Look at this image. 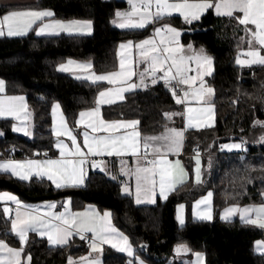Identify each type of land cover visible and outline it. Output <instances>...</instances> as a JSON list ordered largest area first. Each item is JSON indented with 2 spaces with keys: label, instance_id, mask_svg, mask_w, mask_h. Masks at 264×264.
I'll use <instances>...</instances> for the list:
<instances>
[{
  "label": "trees",
  "instance_id": "16d2710c",
  "mask_svg": "<svg viewBox=\"0 0 264 264\" xmlns=\"http://www.w3.org/2000/svg\"><path fill=\"white\" fill-rule=\"evenodd\" d=\"M128 8L119 0H37L30 5L0 4V18L18 9H50L59 20H90L94 32L90 36H37L32 30L21 37H0V79L5 81L8 95H23L33 116V136L15 133L13 119H0V158L57 156L52 133L51 108L59 103L71 127L78 132L81 111L96 105L98 92L105 87L78 81L58 70L68 59L89 61L98 73L118 68V48L122 42L143 40L150 36L153 25L144 29H121L113 23L115 13ZM172 26L182 29V43L203 48L213 58L214 71L207 83L214 89L215 124L203 130L187 131L184 160L193 172L195 149H201L202 183L191 179L179 186L165 200L152 206H139L133 194L122 191L123 179H112L105 173L90 170L85 186L56 189L39 179L21 181L0 172V192H11L21 201L34 204L45 200L70 198L74 209L95 205L109 210L114 224L125 233L146 264H190L194 253L204 254L206 264H264V254L255 252L257 240H264V230L241 223L238 219L222 221L220 211L234 203L259 204L264 199V65L241 67L236 59L243 49L245 36L235 19L217 16L213 9L199 20L187 24L181 17H171ZM161 23H164L162 21ZM159 27V25H155ZM163 83L129 94L125 101L103 108L107 120H138L144 134L160 133L167 127L183 128L184 117L166 112L182 111ZM240 143L239 152L222 151V145ZM39 153V155H36ZM114 162V161H113ZM115 165L112 168L115 170ZM208 191L213 192L215 217L210 221L194 220L191 205ZM188 208L184 225L178 223L177 206ZM0 239L19 247V238L11 231L0 207ZM185 243L192 250L177 255L175 247ZM31 264H67L89 256L90 247L75 236L68 245L51 246L45 238L29 234L24 245ZM130 260L113 249L103 250V264H129Z\"/></svg>",
  "mask_w": 264,
  "mask_h": 264
},
{
  "label": "snow or ice",
  "instance_id": "6c2138e0",
  "mask_svg": "<svg viewBox=\"0 0 264 264\" xmlns=\"http://www.w3.org/2000/svg\"><path fill=\"white\" fill-rule=\"evenodd\" d=\"M129 9L117 11L113 20L114 24L122 29H144L153 25L156 37L145 38L138 42L128 40L119 45L120 49L126 51L121 54L119 71H111L106 74L91 72V62H77L69 59L65 64L59 65L58 70L72 72L77 79L91 81L93 84L106 81L113 87L104 88L98 93L96 99L97 107L87 111H81L80 120L77 123L84 124L88 117L87 128L93 132L111 133L109 135L94 136L87 131L83 132L82 144L77 142V136L69 129L66 118L60 111V105L54 103L52 114L54 123L59 117V126L54 127V135L67 136L72 147L62 141L56 142L59 149V157L51 158L44 153L43 159H6L0 161V172L11 173L21 181H29L33 176L37 178L46 177L57 189L67 186H78L84 183L86 164L90 163L92 168L106 170V161L91 159L89 157L117 156L131 154L135 157V167L130 168L126 161H121L119 174L134 175L135 200L136 203L144 201L154 202L159 190L161 198L166 199L170 191H174L177 185H183L188 177V172L182 167L179 159L170 161L168 154L178 155L183 147L185 131L188 127L197 128L205 123L211 126L214 104L211 97L214 89L206 86L204 77L212 73V57L203 48L193 49L191 44L183 45L180 42L182 29L173 27L169 21L174 13H178L187 24L197 21L201 16L213 9L217 16H226L238 21L243 25L245 36L239 37L240 41H247L248 48L242 54L250 59L242 60L237 57V64H260L264 65V0H127ZM242 14V15H240ZM54 13L51 10H12L0 18V36H23L30 30H35L36 35L52 34L59 32H83L91 31L90 20H46ZM164 21V23H161ZM155 25H159L156 27ZM249 25L254 28L248 27ZM35 26V28H34ZM133 49H136L133 52ZM187 49V51H185ZM133 56H136L137 64L146 65L143 70L135 73L133 71ZM195 67H192V65ZM127 65V66H126ZM195 72V75H189ZM158 73L160 75H158ZM133 75L137 76L138 83L132 81ZM155 85L158 81L164 82L177 105H183L182 111L166 112L164 115L168 120L173 116H182L186 124L184 128L167 127L158 136H145L143 138V149L141 152V133L136 130L138 120H104L100 115L99 105L114 103L116 99H123V93L139 87H147L145 83L148 78ZM5 81L0 79V94L5 93ZM31 116L28 105L23 96H0V117H12L20 121L19 126L12 125V130L30 135L28 126L25 124ZM255 124L264 126V121H255ZM132 129L131 132H122V129ZM0 135H3L0 132ZM264 140V136L261 137ZM222 148H237L240 144L222 145ZM86 149V151H85ZM149 150L152 159H148ZM36 155H39L37 153ZM195 182L202 183L199 152L195 155ZM112 179L117 175L111 174ZM122 191L131 194L127 184ZM264 196V193H261ZM212 197L213 192L208 191L206 196L201 197L194 204V216L200 220H212ZM0 201H11L16 205L15 218L11 220V231L19 238L20 247L10 246L4 239H0V253H6V257L0 255V264H22L31 262V255L24 253L23 245L28 240L29 232L46 236L50 245L64 246L69 243L73 235L85 239V233H91L90 244L92 252L101 253L102 244H110L128 256H134V249L129 238L112 224L111 214L104 212L103 215L90 209L87 212L72 213L67 205L64 212L53 213L55 203H47L46 211L39 206L23 204L17 196L0 192ZM71 201H68L70 204ZM201 205L205 207L201 208ZM184 205L178 206L177 219L184 224ZM4 213H9V208H4ZM239 214L242 222L264 229V203L251 204L241 207L234 203L224 208L221 219L228 220L233 215ZM256 250L264 252V240L256 241ZM192 250L185 243H178L175 247L176 254L182 255ZM196 264H203L204 254L194 253ZM67 264H101L99 257H79L78 261L71 256ZM132 264V261L129 262ZM139 264H143L140 261Z\"/></svg>",
  "mask_w": 264,
  "mask_h": 264
},
{
  "label": "crops",
  "instance_id": "0c3cea01",
  "mask_svg": "<svg viewBox=\"0 0 264 264\" xmlns=\"http://www.w3.org/2000/svg\"><path fill=\"white\" fill-rule=\"evenodd\" d=\"M119 1H124V2H126L127 5H128V8H127V9H129L130 6H129L127 0H119ZM36 2H37V0H0V4H2V5H30V4H34V3H36ZM127 9H125V10H127ZM26 10H36V9H18V11H26ZM43 10H50V9H43ZM125 10H122V12L125 11ZM51 11H52V10H51ZM52 12H53V11H52ZM53 13H54V12H53ZM240 15H242V14H240ZM176 16H177V15H176ZM179 17H181V16H179ZM1 18H2V17H1ZM55 19H57V18H55V14H54V16L51 17V18H46V20H55ZM115 19H117V18L115 17ZM182 20H183V19H182ZM116 26H117V25H116ZM34 28H35V26H34ZM119 28H120V27H119ZM121 29H122V28H121ZM31 31H32V30H30L26 35H28ZM34 31H35V30H34ZM93 32H94V27H93V23H92V24H91V31H90V32H88V31H83V32H72V33H67V32H63V31H61V32H59L58 34H56V33H52V34H43V35H39V36H57V35H60V34H62V33H63V34H67V35H71V36H90V35L93 34ZM35 33H36V32H35ZM26 35H23V36H26ZM4 36H8L7 33H6V31H5V34H4L3 36H0V37H4ZM9 37H21V36H9ZM181 37H182V35H181ZM154 38L156 39V37H154ZM179 39H180V41H181V43H182L181 38H179ZM133 42H134V41H133ZM137 42H138V41H137ZM122 43H124V42H122ZM182 44H183V43H182ZM183 45L186 46V45H188V44H183ZM191 45H192V44H191ZM192 46H193V49H195V50H199V49H200V48L195 47L194 45H192ZM122 51H123V50H121L120 47H119V48H118V52H117V54H118V68H117L115 71H119V62H120V58H121ZM135 51H136V49H133V52H135ZM185 51H187V49H185ZM123 54L126 55V54H127L126 51H123ZM136 59H137V57H136V56H133V65H132V67H133V71H134L135 73H138L139 71L143 70V68H144L146 65H144V64H137V63H136ZM68 60H69V59H68ZM68 60H67V61H68ZM71 60H74V59H71ZM67 61H65V62L62 63V64H65ZM74 61H77V62H89V61H79V60H74ZM91 64H92V69L90 70L91 72H94V73H96V74H106V73H98V72H96L95 69H94V66H93V63H92V62H91ZM60 65H61V64H60ZM126 66H127V65H126ZM192 67H195V65L193 64ZM58 68H59V66H58ZM61 72L71 75L74 79H76V80H78V81H87V82L92 83L91 81H88V80L77 79V78H76V75H80V73L73 74L72 72H64V71H61ZM158 75H160V74L158 73ZM189 75H195V72H190ZM208 77H209V76H205V77H204V80H205L206 86H209L208 83H207V78H208ZM150 79H151V78L149 77V78L146 80V82H145V83L147 84V87H139V88H136V89H132V90H129V91H125V92L122 94L123 97H124L123 99H116L115 102H114V103H111V104H101V105H99V108H100V115H101V117H102L104 120H107V119H105V118L103 117V108H104V107H108V106H111V105H115V104H118V103H122V102L125 101L126 97H127L129 94H132V93H134V92H137V91H139V90H143V89H146V88L152 86L153 84L150 83ZM132 81L138 83V79H137V76H136V75H133V77H132ZM158 83H163V84H164V82H163L162 80L158 81L156 84H158ZM96 84H102V85H105L104 88L113 87V85H108L106 81L97 82ZM104 88H102L101 90H103ZM98 93H99V92H98ZM5 94L8 95V94L6 93V91H5ZM9 96H12V95H9ZM14 96H22V95H14ZM97 97H98V94H97V96H96V99H97ZM213 99H214V95L211 97V103H212V104H213ZM25 102L27 103L26 98H25ZM58 104H59V103H58ZM27 105H28V104H27ZM59 105H60V104H59ZM182 106H183V105H182ZM95 107H97V104H96L93 108H95ZM183 107H184V106H183ZM28 111L31 113V111L29 110V107H28ZM60 111L63 113V116L66 118V122H67V125H68L69 129L72 131V133H73L74 135L77 136V142H78V143H81V144H82V141H83V135H82V134H83L84 131H87V132L89 133V135H94V136H102V135H109V134H111V133H105V132H93L91 128H87V120H88V117H85V123H84V124L77 123V128H76V129H78V132H77V131H75V129H74L73 127H71V125L69 124V121L67 120V117H66V115H65V113H64V111H63L61 105H60ZM85 111H87V110H85ZM51 118H52V127H51V129H52L53 136L56 138V140H55V144H54V147H55L56 151L58 152L57 156H55V157H51V158H58V157H59V149L56 147V142H57V141H62L64 144H67V145L69 146V148H71L72 145H71V141H70V139H69L67 136L62 135V136L57 137V136L54 135V127H58V126H59V117H57V119H56V121H55V123H54L53 114H52V108H51ZM28 120H29V121H28L29 126L33 128V116H32V113H31V116H30V118H29ZM79 120H80V116H78L77 122H78ZM107 121H112V120H107ZM120 121H127V120H120ZM183 124H184V125H183V128H184V127H185V124H186L185 118H184V122H183ZM214 124H215V107L213 108V115H212V119H211V126H208V124L205 123L204 126L199 127V128H197V127H195V126L188 127L187 130L185 131V139H184V142H183V147H182V149H181V152H180L178 155L168 154V159H169L170 161H175V160L179 159L180 162H181L182 167L188 172V177H187L186 182H188V181L191 179V177H192L193 179H195V170H193V172H192V174H191V172H190L189 169L187 168L186 163H185V160H184V157H185L184 154H185L186 133H187V131H192V130L196 131V130H203V129H206V128H211V127L214 126ZM136 130L139 131V132L141 133V137H140L139 139L141 140V152H143V151H144V149H143V138H144L145 136H158V135H160L162 132H164L165 129H164L162 132H160V133H156V134H144V133H142V131L139 129V126L137 125V126H136ZM121 131H122V132H131L132 129H130V128H129V129H122ZM15 133H18V134H21V135L23 134L22 132H15ZM232 144H240V143L232 142V143H227V144H225V145H232ZM240 145H241V144H240ZM242 146H243V145H241V147H240L239 149H237V148H232V149L221 148V149H222V151H226V152H239L240 150H242ZM85 151H86V149H85ZM43 158H45V157H41V158H35V157H27V158H12V157H4V158H0V161H4V160H6V159L24 160V159H43ZM199 158L202 159L201 156H199ZM91 159H98V160L102 159V160L106 161V162H107V163H106V170H105V171H101L99 168H92V167L90 166V163H89V164H86V165L84 166L86 175H85V178H84V183H83L82 185H78V186H67V187H63V188H60V189H65V188H80V187L85 186L86 181H87V177H88V174H89V171H90V170L98 171V172H102V173H105V174L108 175V176H110L111 174H115V175H117V178L123 179V182H121V184H122L123 186H124V184H127V186L129 187V189L131 190V192H132V194H133L134 201H135V203H136V200H135V185H136L135 176H134V175L125 176V175L119 174V169H120V167H121V161H122V160H123V161H126L128 167H130V168H134V167H135V157H133L131 154H125L124 156H121V157H117V156H111V157H109V156H104V157H89V160H91ZM148 159H152V154H151L150 150H149V156H148ZM194 159H195V158H194ZM113 161H114V162H113ZM202 163H203V160L200 161V166H202ZM113 164H116V165H115V170H113V168H112ZM195 164H196V160H195ZM200 170H201V169H200ZM1 173H3V172H1ZM4 174H6V173H4ZM7 174L11 175V173H7ZM11 176H13V175H11ZM13 177L19 179V178L16 177V176H13ZM31 179L45 180V181H47V182H50V183L55 187V185H54L50 180H48L46 177L37 178V177L33 176ZM31 179H30V180H31ZM19 180H20V179H19ZM186 182H185V183H186ZM179 186H181V185H177V188H178ZM55 188H56V187H55ZM177 188H176V189H177ZM56 189H57V188H56ZM174 191H175V190H174ZM5 192H7V191H5ZM172 192H173V191H170V192L168 193L167 197H168ZM8 193H11V192H8ZM11 194H13V193H11ZM206 194H207V193H206ZM206 194L203 195V196H206ZM13 195H15V194H13ZM15 196H17V195H15ZM203 196H201V197H203ZM201 197H200L199 199H201ZM17 198L20 200V198H19L18 196H17ZM199 199H197V200H199ZM263 199H264V196H263ZM159 200H165V199L160 197V195H159V190L157 189V194H156V196H155V198H154V202L144 201V202L139 203V204L136 203V205H139V206H152V205L157 204V202H158ZM197 200H196V201H197ZM20 201H21V200H20ZM68 201H71V199H70V198H66V199H64V200H45V201H41V202H38V203L30 204V205L39 206L43 211H46L47 209L45 208V205H46L47 203H55V204H56V207H55L54 209L51 210L53 213H62V212H64V206H65L66 204L68 205V207H69V209H70V211H71L72 213H82V212H87V211H89L90 209H94L96 212H98V213L101 214V215H103L104 212H109V213L111 214L112 224L117 228V226L114 224L113 217H112V213H111L109 210H103V211H101V210H99V208H98L97 206H95V205H87V206H85V207L82 208V209H74V208L72 207V202H71L70 204H68ZM196 201H195V202H196ZM21 202H22L23 204H27V203H25V202H23V201H21ZM195 202H193V204H192L191 207H190V208H191V216H192V218H193L194 220H199V221H208V220H200V219H198V218H196V217L194 216L193 212H194V204H195ZM263 203H264V202H263ZM181 204L184 205V209H183V217H184V224H185V222H186V220H187V217H188V208H189V207H188L186 204H184V203H181ZM181 204H179V205H181ZM179 205H178V206H179ZM249 205H251V204H249ZM178 206H177V210H176V217H177V215H178ZM240 206L243 207V206H246V205H240ZM0 207H2L3 211H4V208H5V207H8V208H9V213H8L7 215L4 213L5 217L10 216V213H11V210H12L13 207H15V209H16V205H15L13 202H11V201H0ZM203 207H205V206H204V205H201V208H203ZM211 207H212V216H213L212 220H213L214 217H215V213H214V197H212V205H211ZM223 210H224V208H223V209L220 211V213H219V216H218L219 219H221L220 217H221V215H222V213H223ZM14 218H15V212H14V215H13L12 219H14ZM12 219H11V220H12ZM235 219H238L241 223H244V222L241 221L239 214L233 215V216H232L230 219H228V220H224V219H221V220H222V221H233V220H235ZM177 220H178V219H177ZM178 223L180 224L179 220H178ZM184 224H183V225H184ZM244 224H247V223H244ZM10 225H11V221H10ZM180 225H181V224H180ZM263 230H264V229H263ZM120 231H121V230H120ZM121 232H122V231H121ZM12 233L16 236V234H15L14 232H12ZM31 233H32V232H29V234H31ZM29 234H28V235H29ZM33 234H36V235H38V236L41 237V238H45V239L47 240V242H48V239H47L46 236H40V235L37 234V233H33ZM89 234L92 235L91 233H89ZM123 234L126 235L125 233H123ZM75 236H77V235H73L72 237H70V239H69V243L71 242V240H72ZM126 236H127V235H126ZM78 237H79V236H78ZM127 237H128V236H127ZM129 241H130V240H129ZM257 241H258V240H257ZM48 243H49V242H48ZM69 243H68V244H69ZM130 243H131V242H130ZM68 244H67V245H68ZM49 245H50V244H49ZM51 246H58V245H51ZM64 246H65V245H64ZM132 246H133V245H132ZM105 247H108V248L113 249L114 251H116V252H118V253H120V254H123L124 256L127 257V259H129L130 261H132V264H139V262L142 261V260L140 259V257L137 256V254H136V249H135L134 246H133V249H134V256H135V257H138V258H139L138 260H136L134 257H130V256H128V254H127L126 252H121V251H119L117 248H113L110 244H102V245H101V248H102V252H101V253H95V252H92V251H91V248H90V249H89L90 254H89L88 257L91 259L92 257H96V256H98V257H99V260L101 261V264H103V263H102V256H103V250H104ZM254 249H255V252H256V253H258V254H264V252H260V251H257V250H256V242H255V244H254ZM30 264H31V262H30ZM143 264H146V263L143 262ZM190 264H196V257H195V255L193 256V258H192ZM203 264H206V263H205V258H204V262H203Z\"/></svg>",
  "mask_w": 264,
  "mask_h": 264
},
{
  "label": "rangeland",
  "instance_id": "374dc122",
  "mask_svg": "<svg viewBox=\"0 0 264 264\" xmlns=\"http://www.w3.org/2000/svg\"><path fill=\"white\" fill-rule=\"evenodd\" d=\"M180 16L178 13H174L173 15H172V17H174V16ZM182 19H183V17H181ZM184 21V20H183ZM194 22H196V21H193L192 23H194ZM115 25H117V24H115ZM147 27V26H146ZM173 27H175V26H173ZM248 27H250V28H254V26H252V25H249ZM177 28V27H176ZM178 29H180V28H178ZM181 35H182V31H181ZM181 35H180V38H181ZM149 37H156L155 36V33L154 32H152V34L150 35V36H148L147 38H149ZM156 39L158 40L159 39V37H156ZM181 42V41H180ZM182 44V43H181ZM247 48H248V44H247V41H246V44H244L243 45V49H241L240 51H239V54H238V56H239V58L240 59H242V60H247V59H250L249 57H247V56H245V55H243L242 53L244 52V51H246L247 50ZM209 55V54H208ZM261 55H264V51H262L261 52ZM210 56V55H209ZM237 56V57H238ZM237 60V59H236ZM212 61H213V58H212ZM64 63V62H63ZM237 65H239V66H241V67H251V66H255V65H259V64H251V65H247V64H244V65H241V64H237ZM213 71H214V63L212 64V73H213ZM211 73V74H212ZM4 95H6L5 93H2V94H0V96H4ZM23 96V95H22ZM24 98H25V96H23ZM0 119H13L14 120V122H13V125L15 124V125H17V126H19V124H20V121H17V120H15L14 118H12V117H0ZM28 121L29 120H27V121H25V124L28 126V128H29V131H30V135H24V134H22V135H24V136H27V137H29V138H32V136H33V128L32 127H30L29 126V124H28ZM0 132H2V131H0ZM15 132V131H14ZM200 159V158H199ZM202 159H200V161H201ZM195 168H196V164H195V167H194V170H195ZM200 169H201V179L203 178V174H202V166H200ZM111 177H112V175H110ZM122 188H123V186H122ZM67 205V204H66ZM68 206V205H67ZM9 244V243H8ZM10 245V244H9ZM11 246V245H10ZM12 247H14V246H12ZM20 247V246H19ZM23 247H24V245H23ZM24 253H25V249H24ZM25 254H27V253H25ZM0 255H3V256H5L6 257V253H0ZM22 264H27V261H23L22 262Z\"/></svg>",
  "mask_w": 264,
  "mask_h": 264
},
{
  "label": "built area",
  "instance_id": "2783aa9c",
  "mask_svg": "<svg viewBox=\"0 0 264 264\" xmlns=\"http://www.w3.org/2000/svg\"><path fill=\"white\" fill-rule=\"evenodd\" d=\"M242 149H244V146H242ZM197 151L199 152V156H205L204 152L201 149H195L194 153L192 155L195 156ZM14 212H15V207L12 208L10 216L6 217V221H8V222L11 221V219H12V217L14 215ZM84 236H85L84 240L86 241V243L90 244L91 235L89 233H85Z\"/></svg>",
  "mask_w": 264,
  "mask_h": 264
}]
</instances>
